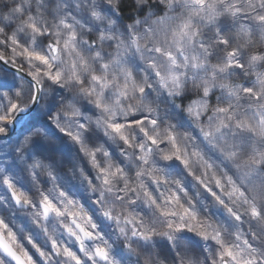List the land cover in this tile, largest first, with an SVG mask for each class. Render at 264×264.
Wrapping results in <instances>:
<instances>
[{
    "label": "clouds",
    "instance_id": "1",
    "mask_svg": "<svg viewBox=\"0 0 264 264\" xmlns=\"http://www.w3.org/2000/svg\"><path fill=\"white\" fill-rule=\"evenodd\" d=\"M0 264H264V0H0Z\"/></svg>",
    "mask_w": 264,
    "mask_h": 264
}]
</instances>
